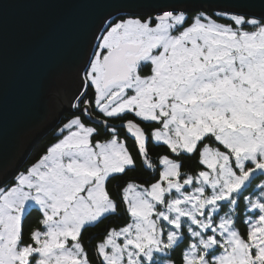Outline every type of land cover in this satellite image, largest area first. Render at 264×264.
<instances>
[{"label":"snow or ice","instance_id":"1","mask_svg":"<svg viewBox=\"0 0 264 264\" xmlns=\"http://www.w3.org/2000/svg\"><path fill=\"white\" fill-rule=\"evenodd\" d=\"M12 2L0 0V113L70 12L105 10L83 31L54 142L0 184V264H93L83 229L118 210L129 221L105 230L95 264H177V248L179 264H264V0H23L36 14L15 33ZM149 135L176 157H157L158 177ZM137 157L151 181L129 178L118 203L107 182Z\"/></svg>","mask_w":264,"mask_h":264},{"label":"water","instance_id":"2","mask_svg":"<svg viewBox=\"0 0 264 264\" xmlns=\"http://www.w3.org/2000/svg\"><path fill=\"white\" fill-rule=\"evenodd\" d=\"M105 9L84 7L65 18L60 31L9 90L6 109L0 113V184L8 183L25 156L67 110L79 86L86 26ZM23 0L9 3L4 22L15 33L35 16Z\"/></svg>","mask_w":264,"mask_h":264},{"label":"trees","instance_id":"3","mask_svg":"<svg viewBox=\"0 0 264 264\" xmlns=\"http://www.w3.org/2000/svg\"><path fill=\"white\" fill-rule=\"evenodd\" d=\"M126 119H133L132 115L129 114ZM113 123H120L119 121H114ZM137 123H140V121H137ZM141 126L149 132L156 127L157 125L152 122V123H142ZM55 130L49 132L38 144L37 154H35V158H33L30 163H34L40 155H42L45 151V147L50 145L53 141V132ZM120 135L121 138L125 136V131L123 129L120 130ZM127 147L132 151L133 155H136V150L133 145V139L131 137H128L127 139ZM148 148V153L150 158L153 160L154 163L157 164V169L155 175L158 177L159 171L161 170L158 166V161L157 157L162 156V155H169L172 158L174 155L170 153V151L166 148V146H163L162 144L154 142L150 135H149V140L147 144ZM182 162V171L183 172H189V171H195L199 165L197 164L198 160V155L197 156H191V155H183L178 158ZM140 158L137 157V167L134 170H129L126 174L124 175H116L110 178L107 182V190L112 194V196L117 200L119 203L120 201V194L122 191L123 186L125 185V182L131 178L135 182H141L145 183L146 181L150 182L151 178L153 176L152 170L142 168L139 163ZM26 164L25 166H27ZM24 166V167H25ZM23 167V168H24ZM123 208V205H121V209ZM38 214L36 212H31L27 218L25 219L24 222V227L25 231L27 232L30 228H32L35 225V221L37 219ZM129 220L128 215L122 211L118 210L116 214H110L106 216L105 218L101 219L99 223H96L94 226H86L83 229L82 232V237L81 239L84 242L85 248L88 251L89 258L93 261V264H95V256L93 254V250L95 245L99 242L101 237L105 234V230L108 228H113V227H120L121 225L125 224ZM237 227L240 228L241 231H244V227L242 224H238ZM183 247V245H181ZM181 248H177L176 252L174 254V258L177 260V264H179V254H180Z\"/></svg>","mask_w":264,"mask_h":264},{"label":"bare ground","instance_id":"4","mask_svg":"<svg viewBox=\"0 0 264 264\" xmlns=\"http://www.w3.org/2000/svg\"><path fill=\"white\" fill-rule=\"evenodd\" d=\"M43 137H44V135L41 137V139H43ZM37 147H38V146H37ZM37 147H35L34 150H33L32 152H30L28 155L25 156V159H24L23 163H21V166L19 167V169H22L23 166H25L27 163H29L30 161H32L33 158H35L34 155L37 154V152L39 151V150H38V151L35 153V151L37 150Z\"/></svg>","mask_w":264,"mask_h":264},{"label":"rangeland","instance_id":"5","mask_svg":"<svg viewBox=\"0 0 264 264\" xmlns=\"http://www.w3.org/2000/svg\"><path fill=\"white\" fill-rule=\"evenodd\" d=\"M149 71H150V66H149L148 68H145V69H144V72H145V73H147V72H149ZM63 115H64V114H63ZM63 115H62V116H63ZM61 118H62V117H61ZM59 121H60V120H59ZM56 128H57V125H56L54 128H52L51 130H49V131H47L46 133H44V137H45L47 134H49V132H51V131H53V130H56ZM44 137H43V138H44ZM41 140H42V139L40 138V139L37 141V143H36V144L33 146V148L29 151V153L32 152V151L34 150V148L38 146V144L41 142ZM27 164H28V163H27ZM23 167H24V166H23ZM25 167H26V166H25ZM22 169H23V168H22ZM9 182H10V181H9ZM136 183H141V182H136ZM128 221H129V220H128ZM128 221H127V222H128ZM127 222H126V223H127ZM126 223H125V224H126ZM125 224L121 225L120 227H123ZM117 228H119V227H117Z\"/></svg>","mask_w":264,"mask_h":264}]
</instances>
